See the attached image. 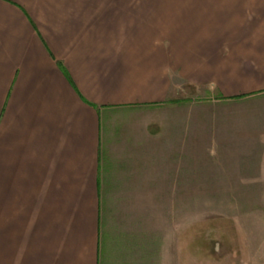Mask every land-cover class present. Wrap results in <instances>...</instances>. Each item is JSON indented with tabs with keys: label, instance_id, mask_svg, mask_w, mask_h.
I'll return each instance as SVG.
<instances>
[{
	"label": "crops",
	"instance_id": "0c3cea01",
	"mask_svg": "<svg viewBox=\"0 0 264 264\" xmlns=\"http://www.w3.org/2000/svg\"><path fill=\"white\" fill-rule=\"evenodd\" d=\"M183 5L143 34L119 0H0V264H125L137 196L264 185V0ZM256 200L230 264H264Z\"/></svg>",
	"mask_w": 264,
	"mask_h": 264
},
{
	"label": "rangeland",
	"instance_id": "374dc122",
	"mask_svg": "<svg viewBox=\"0 0 264 264\" xmlns=\"http://www.w3.org/2000/svg\"><path fill=\"white\" fill-rule=\"evenodd\" d=\"M119 1L134 7L136 32L143 34H175L176 18L184 7V0ZM204 95V90L193 88H184L179 95L184 127L190 124V114L206 116L213 111L200 99ZM189 156L194 157L192 162L187 161ZM183 164L201 170L212 162H206L205 154L184 152ZM184 175L177 196L173 188L171 194L137 196L143 202L133 212L130 226H138L132 233L140 237L135 247L130 246L125 264H230L239 257V225L253 219L247 216L260 205L256 199L264 196V185L187 184L193 179Z\"/></svg>",
	"mask_w": 264,
	"mask_h": 264
}]
</instances>
